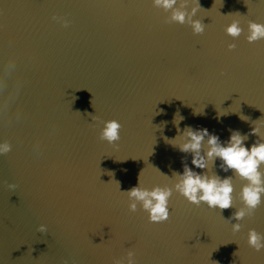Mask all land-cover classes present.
<instances>
[{"label":"water","instance_id":"water-1","mask_svg":"<svg viewBox=\"0 0 264 264\" xmlns=\"http://www.w3.org/2000/svg\"><path fill=\"white\" fill-rule=\"evenodd\" d=\"M199 2L197 35L150 0H0V141L12 144L0 154V264H112L128 248L136 264H264V249L247 244L249 228L264 233V203L233 233L247 181L219 159L209 171L232 175L229 208L173 190L169 219L149 223L121 192L138 178L171 186L192 166L163 138L177 134L175 113L181 130L207 127L222 141L264 116V39H245L247 20L264 23V0ZM234 15L245 31L228 50ZM111 119L122 125L115 144L100 138Z\"/></svg>","mask_w":264,"mask_h":264},{"label":"clouds","instance_id":"clouds-1","mask_svg":"<svg viewBox=\"0 0 264 264\" xmlns=\"http://www.w3.org/2000/svg\"><path fill=\"white\" fill-rule=\"evenodd\" d=\"M150 3L154 8L162 9L168 13L165 17L167 23L188 24L192 32L197 35L205 32L206 24L197 17V13L201 9L199 0H150ZM237 13L239 12L229 14ZM53 19L61 20L65 26L69 23L68 20L61 17L54 16ZM244 31L241 20L234 15V18L224 26L225 34L232 38V41L227 43L228 50L237 47L235 41ZM245 39L250 44L264 39V23L252 19L247 20ZM200 113L201 111L194 110V114ZM224 114L226 113H218V118ZM238 114L241 120H250V117L242 112ZM100 119L96 115L92 116L93 121ZM183 119L184 117L179 112L175 113L173 123L176 126L177 134L172 138L166 135L163 138L165 142L179 151L190 153L192 166L185 162L183 171H174L173 175L179 179L171 186L155 184L148 188L141 184L139 178L138 183L126 191H121L119 186V190L128 197V209L130 212H136L139 207L147 213L149 223L166 221L171 214L169 201L173 190L191 204L198 206L205 204L211 209L229 208L233 206L235 188L232 183V175H235L247 181L241 186L239 193L243 207L237 208L229 218L230 220L234 218L236 221L232 223V232H239L243 227L239 221L243 220L245 216L254 214L255 210L264 203V168H262L264 165V116L251 121L254 126L250 128L249 132L242 133L239 129H231L228 138L223 141L218 134L210 132L207 127L194 128L192 125H185L181 130L180 122ZM102 124L101 140L115 144L120 139L121 123L116 119H111L103 120ZM252 134L256 136V139L248 145L245 142ZM11 150L12 144L9 141H0V154L8 153ZM217 159L220 161L218 166L225 172L231 170L232 175L221 177L218 173L209 171L211 167L216 166ZM15 187V184H9L10 189H15ZM37 230L45 232L47 225L40 224ZM247 244L256 251L264 249V233L249 228ZM135 255V250L128 248L126 255L114 258L112 264H136Z\"/></svg>","mask_w":264,"mask_h":264}]
</instances>
